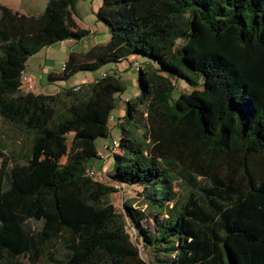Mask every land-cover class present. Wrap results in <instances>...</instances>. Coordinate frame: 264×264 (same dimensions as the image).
Listing matches in <instances>:
<instances>
[{
  "label": "trees",
  "instance_id": "16d2710c",
  "mask_svg": "<svg viewBox=\"0 0 264 264\" xmlns=\"http://www.w3.org/2000/svg\"><path fill=\"white\" fill-rule=\"evenodd\" d=\"M76 1L29 16L0 3V117L22 138L8 153L0 139V264H264V0H101L108 42L48 80L145 58L130 61L138 93L116 124L109 182L86 170L110 135L118 72L84 92L21 88L30 56L87 36ZM179 81L190 90L175 96ZM115 185L139 188L143 208L123 207L149 261L107 200Z\"/></svg>",
  "mask_w": 264,
  "mask_h": 264
},
{
  "label": "rangeland",
  "instance_id": "374dc122",
  "mask_svg": "<svg viewBox=\"0 0 264 264\" xmlns=\"http://www.w3.org/2000/svg\"><path fill=\"white\" fill-rule=\"evenodd\" d=\"M87 7L91 6V3L87 2V4H85ZM86 16L89 17V14L86 13ZM47 48H44L43 51L41 52L40 56L42 57L44 54H46V59H47V66H52L53 70H59L60 68V63H61V58H62V54H60L61 52L58 50L59 45L58 44H52L49 46H46ZM60 58V59H58ZM143 57L141 56H136L135 60L138 63H142L144 62ZM127 64V69L128 70H122V68L120 67V70H118V74L122 80V82L125 85V89L124 91L119 95L121 96L122 99H120L119 101H117L115 108L112 110L111 115L112 118H114V120H110L109 123V127H110V135L106 138H102L101 140L103 141H110L113 138H118L119 137V130L116 126L117 122L119 121V119L122 117V110H126L127 104H126V96H128L129 98H133L137 93H138V71H136L135 69L132 68V65L130 64V62L128 63L127 61H125ZM114 63H109L104 65L103 69H105L106 71L110 72L108 70V68L112 67ZM100 69L98 70H94L91 71L90 73H88L89 76H94L96 77L99 73H100ZM33 72V75L36 76L35 79V85L36 88L34 89V85L32 83V80L30 79L29 73L30 71L27 69L24 71V76L27 78V80L21 79L22 85L21 88L23 90H39L40 92L43 93H54L55 91L59 90V91H63L62 88L63 86H68L70 84L73 83L74 78H71L70 80H68L67 82H65L63 84V82H59V81H49L47 79V73L45 74H41L38 75L37 70L36 71H31ZM41 72V71H40ZM84 72H78L77 75L75 77H77V80L82 79V77L84 76L83 74ZM42 76V77H40ZM29 85H31V87H29ZM190 87L185 84L184 82H177L176 83V92H175V96L177 93L179 92H185V91H189ZM69 91H72L69 89ZM141 122L145 123V117H141ZM142 123L140 125V127H142ZM115 125L116 128L113 126ZM140 130V129H139ZM70 136V134L68 135ZM0 139L4 142L5 144V151L6 153L8 152H14V151H18L20 149L21 146V135L18 134V131L10 124L6 123L5 121H3V119L0 117ZM101 153L105 152L104 149L101 147ZM117 152V151H116ZM110 155V154H109ZM64 160V157L62 158V161ZM105 168V167H104ZM101 168V169H97V168H93V170L95 171V178L99 179L103 182H109L108 177H107V173L109 170H107L106 168ZM175 171V170H174ZM117 187V191L111 193L110 195L107 196V200L112 203V205L115 207V210L119 213H122L124 215V219H126V221L128 220L126 215L124 214L125 209L123 207V202H127L129 204L132 205V207L138 208V207H142L144 205H140V197L138 196V192L139 191L137 187H129V186H124V185H115ZM175 190L177 193H182L183 191V187L184 184H182V179L177 176V180L174 184ZM143 208V207H142ZM127 224V231L130 235L131 241L133 243H138V247H139V251H140V255L141 257L145 260V261H149V252L144 249L141 246L140 240L136 238V233L135 230L132 226L129 225V222H126ZM151 226V225H150ZM38 264H48V262L44 259L41 260Z\"/></svg>",
  "mask_w": 264,
  "mask_h": 264
},
{
  "label": "crops",
  "instance_id": "0c3cea01",
  "mask_svg": "<svg viewBox=\"0 0 264 264\" xmlns=\"http://www.w3.org/2000/svg\"><path fill=\"white\" fill-rule=\"evenodd\" d=\"M48 0H0V3L3 4L4 6H7L11 8L13 11L18 12L19 14L23 15H38L40 14L44 9L47 4ZM87 2L91 3V6L87 7L85 4ZM101 0H77L75 2L73 11H74V20L78 26L79 29L87 30L88 34L86 37L80 39V40H73V39H67V40H62L54 44H58V50L62 54V58H58L61 60L60 63V68L59 70H53L52 66H47V59H46V54H44L42 57L40 56L41 52L43 51L44 48L40 49L37 53L34 55L30 56L24 67V71L27 69L29 70L30 73L28 76H30V79L32 80V83L34 85V89L36 88L35 85V79L36 76L33 75V72L31 71H36L38 72V75L45 74L47 73V79L49 73H57L61 70L62 65L64 62L67 60L68 56L70 53H84L86 52L89 48L96 46V45H103L106 44L109 40V31L107 26L99 21L96 17V11L98 8L101 6ZM86 13L89 14V17L86 16ZM53 44V45H54ZM132 60H135L134 56H130L127 60L114 63L112 67L108 68L109 71H117L120 70V67L122 70H128L127 64L125 61L128 63ZM104 67L100 68V73L94 77V76H89L88 73L89 71H83L84 76L82 79L77 80V73H75L73 76H71L68 80L71 78H74V81L72 84L68 86H63L62 90L65 89H76L77 87L80 88L81 92H84L88 89V84L90 82H93L96 80L98 77L102 76L106 71L103 69ZM23 71V72H24ZM41 71V72H40ZM42 77V76H40ZM68 80L61 81L63 84L67 82ZM50 81V80H49ZM58 81V80H56ZM60 82V81H59ZM34 93H43L40 92L39 90H33ZM60 92L59 90L55 91L54 93ZM44 94H53V93H44ZM124 98H129L128 96ZM122 99L121 96H119V100ZM125 111L122 110V116L124 115ZM114 118L112 119V121ZM115 128L116 126L113 125ZM111 141V140H110ZM110 141H103L100 140L98 142V158L93 159L92 161L89 162L88 169H101V168H106L107 170H110L112 160L110 155L107 152L101 153V147L104 144H108ZM104 168V169H105Z\"/></svg>",
  "mask_w": 264,
  "mask_h": 264
},
{
  "label": "built area",
  "instance_id": "2783aa9c",
  "mask_svg": "<svg viewBox=\"0 0 264 264\" xmlns=\"http://www.w3.org/2000/svg\"><path fill=\"white\" fill-rule=\"evenodd\" d=\"M64 67V64L62 65V68ZM61 68V69H62ZM132 68L135 69L136 71L139 69V65L137 64V62H134L132 65ZM22 79L27 80V78L24 76V72L22 73ZM29 87H31V85H29ZM128 98H126L127 100ZM112 116L110 118V120H112ZM118 145H119V141L118 138H113L112 141L108 144H104L102 146V148L104 149L105 152H107L108 154L111 155V153H114L116 151H118ZM86 173L91 176L94 177L95 176V171L93 169H87ZM95 178V177H94Z\"/></svg>",
  "mask_w": 264,
  "mask_h": 264
}]
</instances>
